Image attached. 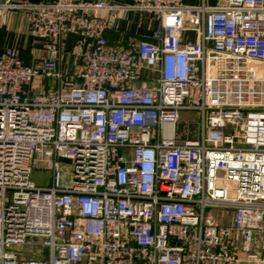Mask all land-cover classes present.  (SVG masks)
Here are the masks:
<instances>
[{
  "label": "built area",
  "instance_id": "built-area-1",
  "mask_svg": "<svg viewBox=\"0 0 264 264\" xmlns=\"http://www.w3.org/2000/svg\"><path fill=\"white\" fill-rule=\"evenodd\" d=\"M132 1L152 41L111 43L103 0H0L44 43L0 53V264H264V0Z\"/></svg>",
  "mask_w": 264,
  "mask_h": 264
},
{
  "label": "crops",
  "instance_id": "crops-1",
  "mask_svg": "<svg viewBox=\"0 0 264 264\" xmlns=\"http://www.w3.org/2000/svg\"><path fill=\"white\" fill-rule=\"evenodd\" d=\"M7 1V0H3ZM13 4H41L46 2H54L56 0H11ZM108 4L122 7L116 11L105 12L103 16L108 19L109 28L107 37L113 44H127L129 42H139L142 40L152 41L153 33L158 28V21L149 14H140L133 10L126 9L133 5L132 0H103ZM185 6L196 7L202 3V0H182ZM207 5L213 6L216 0H206ZM184 31L183 39L187 43L197 41L196 28L193 31L187 29ZM73 38L67 37L64 40V48L68 51L71 47ZM43 41L37 38L31 28L29 16L26 11H5L2 17L0 28V53L8 49H15L20 53L22 60L30 65L39 60L43 55ZM79 61L69 54H65L61 64V71L65 74L75 72ZM144 77L152 76L149 71H144ZM146 85H151V80L143 81ZM38 88L51 89L55 86L52 79L38 80Z\"/></svg>",
  "mask_w": 264,
  "mask_h": 264
},
{
  "label": "rangeland",
  "instance_id": "rangeland-1",
  "mask_svg": "<svg viewBox=\"0 0 264 264\" xmlns=\"http://www.w3.org/2000/svg\"><path fill=\"white\" fill-rule=\"evenodd\" d=\"M187 29H190L189 31H193L194 27L193 26H188ZM184 119L183 122L186 120V118H195V116H197V113H187L184 115ZM64 167H63V173L65 176V181L67 182V184L70 183L71 179H72V175H73V169L71 167V163L70 162H64ZM31 180L38 186L41 188H48L51 185V175L49 174V172H47L45 170V166L43 164H39L38 165V169H34L31 175ZM212 212L215 215H218L221 212V209H213ZM232 216H229V219H231ZM19 257L25 255L24 253L26 252V250H28V252H30L32 249H26L24 247H17L14 249ZM39 250L43 253H47V249L44 247H39ZM38 249H33V253L31 254V256L34 255L35 252H37Z\"/></svg>",
  "mask_w": 264,
  "mask_h": 264
},
{
  "label": "trees",
  "instance_id": "trees-1",
  "mask_svg": "<svg viewBox=\"0 0 264 264\" xmlns=\"http://www.w3.org/2000/svg\"><path fill=\"white\" fill-rule=\"evenodd\" d=\"M26 64V63H25Z\"/></svg>",
  "mask_w": 264,
  "mask_h": 264
}]
</instances>
